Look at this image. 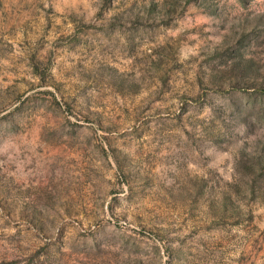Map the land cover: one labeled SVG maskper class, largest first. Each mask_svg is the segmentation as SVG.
<instances>
[{"label": "rangeland", "instance_id": "374dc122", "mask_svg": "<svg viewBox=\"0 0 264 264\" xmlns=\"http://www.w3.org/2000/svg\"><path fill=\"white\" fill-rule=\"evenodd\" d=\"M0 264H264V0H0Z\"/></svg>", "mask_w": 264, "mask_h": 264}]
</instances>
